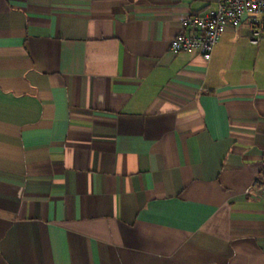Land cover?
I'll use <instances>...</instances> for the list:
<instances>
[{
    "label": "crops",
    "instance_id": "1",
    "mask_svg": "<svg viewBox=\"0 0 264 264\" xmlns=\"http://www.w3.org/2000/svg\"><path fill=\"white\" fill-rule=\"evenodd\" d=\"M217 0H0V264H264V36L173 54Z\"/></svg>",
    "mask_w": 264,
    "mask_h": 264
},
{
    "label": "built area",
    "instance_id": "2",
    "mask_svg": "<svg viewBox=\"0 0 264 264\" xmlns=\"http://www.w3.org/2000/svg\"><path fill=\"white\" fill-rule=\"evenodd\" d=\"M247 20L249 42L257 46L264 36V0H217L215 10L182 19L181 32L170 41L169 51L173 54L196 53L208 62L226 28L236 29ZM256 186L264 194V179Z\"/></svg>",
    "mask_w": 264,
    "mask_h": 264
}]
</instances>
